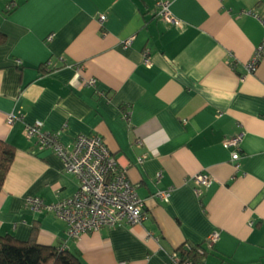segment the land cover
<instances>
[{
	"label": "crops",
	"instance_id": "1",
	"mask_svg": "<svg viewBox=\"0 0 264 264\" xmlns=\"http://www.w3.org/2000/svg\"><path fill=\"white\" fill-rule=\"evenodd\" d=\"M10 1L0 0V139L16 151L0 234L64 246L82 264H172L183 243L210 246L204 264H264V53L246 69L264 0H168L177 21L156 0H12L6 14ZM34 122L69 146L100 136L145 201V229L71 238L53 212H32L29 196L55 202L78 188L62 158L25 135ZM237 133L238 168L224 144ZM197 172L213 178L199 193Z\"/></svg>",
	"mask_w": 264,
	"mask_h": 264
},
{
	"label": "built area",
	"instance_id": "2",
	"mask_svg": "<svg viewBox=\"0 0 264 264\" xmlns=\"http://www.w3.org/2000/svg\"><path fill=\"white\" fill-rule=\"evenodd\" d=\"M158 13L168 21H177L171 14L168 0H156ZM105 15H100L104 20ZM132 37L126 43H130ZM264 53V36L255 48L253 55L246 64L247 72L256 70ZM244 77V76H243ZM242 77V78H243ZM88 84H94L90 78ZM16 115L9 113L7 122L11 124ZM42 122L27 123L24 133L28 137H35L40 149H51L59 155L64 163V169L77 177L78 188L72 195L55 202H46L39 195L27 198V207L32 212L47 210L64 220L66 234L71 238H78L84 233L94 232L103 227H112L120 224H129L135 233L145 229V201L138 195L136 185L132 183L125 168L119 166L118 160L111 152L106 142L98 135L79 134L71 146L64 144L60 131H45ZM243 134L237 133L225 140L226 146H234L231 158L236 162L240 158L238 148ZM142 158H139L141 160ZM196 184V192L200 186L209 187L212 176L207 172H197L191 176ZM169 191H158L156 195L167 198ZM152 232L149 231V236ZM216 233L209 236L214 240ZM172 264H176L177 257L172 254ZM120 264H126L122 261Z\"/></svg>",
	"mask_w": 264,
	"mask_h": 264
},
{
	"label": "trees",
	"instance_id": "3",
	"mask_svg": "<svg viewBox=\"0 0 264 264\" xmlns=\"http://www.w3.org/2000/svg\"><path fill=\"white\" fill-rule=\"evenodd\" d=\"M11 1L3 7L6 14H9L15 7L10 5ZM5 38L6 35L0 31V43L4 42ZM15 151L16 148L13 144L0 139V189L13 162ZM209 248L211 247L207 244L203 245V243H183L174 251L177 256L174 257L177 261L176 264H204ZM0 264L82 263L64 246L44 245L33 239L23 241L18 240L12 234H0Z\"/></svg>",
	"mask_w": 264,
	"mask_h": 264
},
{
	"label": "rangeland",
	"instance_id": "4",
	"mask_svg": "<svg viewBox=\"0 0 264 264\" xmlns=\"http://www.w3.org/2000/svg\"><path fill=\"white\" fill-rule=\"evenodd\" d=\"M144 214H145V209H144Z\"/></svg>",
	"mask_w": 264,
	"mask_h": 264
}]
</instances>
